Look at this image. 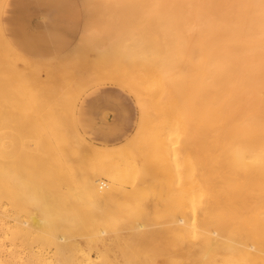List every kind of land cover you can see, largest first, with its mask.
I'll list each match as a JSON object with an SVG mask.
<instances>
[{"label":"bare ground","instance_id":"6f19581e","mask_svg":"<svg viewBox=\"0 0 264 264\" xmlns=\"http://www.w3.org/2000/svg\"><path fill=\"white\" fill-rule=\"evenodd\" d=\"M5 1L0 0V47L18 56L1 29ZM86 1L103 12L126 9L160 25L176 49L171 61L154 62L163 75L186 57L187 43L198 39L200 60L190 65L199 87L198 172L186 159L184 183L191 187L180 217L146 221L145 207L114 206L134 187L140 135L128 147L98 149L86 142L74 116L78 152L93 162L69 195L90 211L78 219L80 207L73 206L67 218L48 219L59 202L54 191L35 206H23L12 221L0 218V264H264V0ZM80 36L101 53L113 42L91 30L90 22ZM125 40L126 55L145 56L140 37ZM57 137L34 135L38 142Z\"/></svg>","mask_w":264,"mask_h":264},{"label":"rangeland","instance_id":"374dc122","mask_svg":"<svg viewBox=\"0 0 264 264\" xmlns=\"http://www.w3.org/2000/svg\"><path fill=\"white\" fill-rule=\"evenodd\" d=\"M10 5H14L11 31L6 21ZM88 22L91 30L113 37L105 53L80 36ZM1 29L25 59L0 47V218L10 222L23 213V206H35L36 200L54 191L59 192V202L47 213L48 219L67 218L73 206L80 207L78 219L88 214V205H79L69 195L78 185L80 172L93 162L78 152L74 116L82 132L79 109L100 112L93 130L110 138L85 136L98 149H122L140 135L133 154L137 171L130 182L134 187L122 193L114 206L145 207L144 219L151 222L180 217L185 190L191 187L184 183L185 160L197 173L200 159L199 87L190 71L191 63L200 60L198 39L187 43L186 57L177 58V67L163 75L154 62L171 61L175 45L160 25L144 22L126 9L103 12L86 0H6ZM67 35L73 36L72 41L60 48ZM131 37H140L147 45L142 58L125 54V39ZM16 42L34 48L18 49ZM117 111L129 117L125 133L119 127L122 121L115 120ZM44 132H57L58 137L38 142L34 135ZM62 157L65 162L59 165Z\"/></svg>","mask_w":264,"mask_h":264},{"label":"crops","instance_id":"0c3cea01","mask_svg":"<svg viewBox=\"0 0 264 264\" xmlns=\"http://www.w3.org/2000/svg\"><path fill=\"white\" fill-rule=\"evenodd\" d=\"M14 9V5H10L7 9V14H6V21L8 23V27L9 30L10 28V22H11V17H12V10ZM11 31V30H10ZM73 36L71 35H67L65 38H63L59 45L60 48L63 46H67L71 41ZM25 42V41H24ZM24 42H16L14 45H16L18 47V49H32L34 47L28 45L27 43ZM50 49V47H49ZM102 92V91H99ZM100 112L99 111H94L92 113H87L84 109H79L78 111V115H77V120H78V124L80 126V129L82 130V132L85 134V136H89L92 137L93 139H99V140H107L110 138V136L108 134H106L105 132H101L99 130H93V123L98 121V119L100 118ZM115 120L116 121H122V125L119 126L121 133H125L128 129V121H129V117H123L122 115H120V113L117 111L115 113Z\"/></svg>","mask_w":264,"mask_h":264}]
</instances>
